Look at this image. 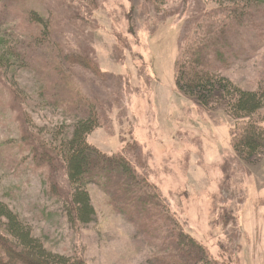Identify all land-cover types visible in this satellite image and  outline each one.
Here are the masks:
<instances>
[{
    "label": "rangeland",
    "instance_id": "obj_1",
    "mask_svg": "<svg viewBox=\"0 0 264 264\" xmlns=\"http://www.w3.org/2000/svg\"><path fill=\"white\" fill-rule=\"evenodd\" d=\"M1 1L0 17L11 22L0 35L17 32L27 56L41 36L32 13L52 25L54 42L34 47L38 69L13 63L0 74V198L35 236L88 264H147L156 251L96 182L88 188L97 219L73 221V186L49 144L64 139L75 119L40 94L43 83L62 84L61 74L41 66L59 68L58 57L69 56L77 85L102 107L94 145L131 159L218 264H264V154L240 156L234 139L248 122L235 118L226 100L211 95L207 104L177 81V64L196 42L224 30L220 2L232 0ZM256 14L257 23L237 27L240 35L217 47L224 58L209 60L211 71L250 91L264 89V10ZM59 92L55 101L69 99ZM255 121H264V109ZM29 145L41 146L42 159Z\"/></svg>",
    "mask_w": 264,
    "mask_h": 264
},
{
    "label": "trees",
    "instance_id": "obj_2",
    "mask_svg": "<svg viewBox=\"0 0 264 264\" xmlns=\"http://www.w3.org/2000/svg\"><path fill=\"white\" fill-rule=\"evenodd\" d=\"M0 3L3 9L2 1ZM220 4L223 7L220 23L224 30L218 36L210 32L206 40L200 39L196 42L188 53L187 62L182 64L180 61L177 64V81L182 90L199 96L207 104L211 102V95L226 100L232 115L248 122L242 133L235 135L234 145L240 156L252 160L264 154V121H255V117L264 109V89L250 91L236 85L229 78L211 71L209 60L210 54H216L217 59L218 56L225 57L217 47L223 41L230 43L236 39L240 35L237 27H248L250 23H257L259 17L256 13L264 10V0H232L228 6L226 2ZM10 22L11 19L7 21L1 15V28L4 29ZM31 22L36 27L35 32L40 31L41 36L33 37L28 48L31 53L29 56L24 52L25 43L17 32L5 28V35H0V74H7L6 69L10 70L13 63L26 68H37L34 66V47L46 48L54 42L50 21L34 11ZM45 55V59L50 62L48 52ZM58 58L61 61L59 68L51 65H46V68L40 66L43 71L52 68L61 74L62 84L60 87L56 86V89H50L48 83H43L40 94L51 106L65 110L75 119L72 130L64 139L51 141L49 144L51 151L67 168L73 186V198L69 202L73 221L89 224L97 219L98 212L88 188L90 182H96L111 196L120 212L152 240L156 251L147 264H218L208 248L185 229L168 199L141 173L131 159L122 154H107L94 145L91 136L103 125L100 100L96 98L97 101H92L80 84L77 85L75 74L68 68L71 57ZM81 64L85 66L82 60ZM73 84L77 86L75 89ZM55 90L65 92L69 99L55 101ZM12 96L20 99L22 95L16 90ZM29 146L37 159H42L38 154L41 146ZM2 160V164L6 163ZM0 264L88 263L81 257L50 251L20 215L0 198Z\"/></svg>",
    "mask_w": 264,
    "mask_h": 264
}]
</instances>
